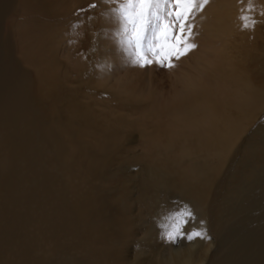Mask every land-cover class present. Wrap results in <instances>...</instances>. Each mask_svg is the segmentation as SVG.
I'll use <instances>...</instances> for the list:
<instances>
[{
	"label": "bare ground",
	"instance_id": "bare-ground-1",
	"mask_svg": "<svg viewBox=\"0 0 264 264\" xmlns=\"http://www.w3.org/2000/svg\"><path fill=\"white\" fill-rule=\"evenodd\" d=\"M61 3L0 0V264H149L140 256L123 257L127 240L103 194L110 183L104 172L122 163L125 156L117 153L131 127L141 131L144 146L133 159L147 160L135 181L138 207L143 203L146 212L162 216L165 196L159 191L171 188L182 209L193 211L192 226L212 235L199 253L193 246L177 248L159 264L208 262L210 246L219 240L220 203L235 187L230 189L239 144L264 117V87L252 78L253 68L264 73L256 45L264 0L209 1L201 10L203 46L193 70L180 73L167 95L146 88L135 70L108 79L119 73L121 52L119 32L109 27L98 33L103 52L90 74L103 91L85 84L80 100L60 93L57 56L66 36L52 22ZM117 14L109 16L113 25L121 19ZM82 72L88 76L87 69ZM95 94L101 97L91 105Z\"/></svg>",
	"mask_w": 264,
	"mask_h": 264
},
{
	"label": "rangeland",
	"instance_id": "rangeland-1",
	"mask_svg": "<svg viewBox=\"0 0 264 264\" xmlns=\"http://www.w3.org/2000/svg\"><path fill=\"white\" fill-rule=\"evenodd\" d=\"M58 1H60V3L62 2L61 8L59 9L60 15L56 16L58 19L53 18L54 22H51L52 24L61 27L66 36L64 37L62 49H60L57 58L61 65H59L60 81H62L60 84V93L66 96L69 95L68 97L74 95L73 98L79 100L82 99L81 95L84 92L83 88L85 84H89V89H95L98 94H101L103 91L101 87L96 85L98 78L95 79V75L90 74H95L103 52L101 46L102 40L98 33L108 31L109 27H116L119 32L117 35L119 42H117V47L121 52L118 63L120 68L118 70L116 68L119 73L115 76L112 75L115 72H111L108 79H117L119 78V75L122 76L124 71L135 70L142 84H144L146 88H149L148 85L150 84L153 91L158 92H156L157 94L161 93L167 95L171 90V83L177 78V76H180V73H184V70H193L190 66L193 64V57L200 53V48L203 46L200 31L202 30L204 22L206 23V19L202 17V12L199 11L194 15L191 21L194 26L192 42L197 44L195 50L179 61L174 60L173 63L175 67L171 69L168 67H161L156 63L140 67L138 64L133 63V60L135 59V45H130L128 43L127 38L130 36V33L125 32V20L120 12L121 6L125 4L127 0H79V2L75 0H56V2ZM90 5H96V7L93 8L90 7ZM113 12L116 14L118 13V17L121 18L118 19L116 25L109 22V16ZM199 19L201 20L199 21ZM259 27L262 29L263 34L259 32L261 39H257L256 45L259 46L258 49L261 48L258 51L261 56L264 55V17L259 21ZM147 35H150V32L146 33V36ZM263 57L264 56H261L262 62H259V65L264 64ZM82 68L87 69V77L84 76ZM88 68H90L89 71ZM30 72L35 79L33 72ZM252 78L256 84L264 87V73L256 71L255 68H253ZM100 97L101 96L95 94V97H93V99L91 98L92 100L90 99L91 105H94V102L96 103ZM62 116L66 119L69 114L63 113ZM259 118L250 125L254 130L256 129L254 134L248 129L247 134H245V137L242 140V146L239 144L240 161L237 165V172L233 174L230 189L234 186L235 187L233 188V191H229L226 201L221 202L223 205L220 203L222 211V213H220V218L222 220L219 219L220 223L215 229L216 233H218L219 240H215L214 238L215 242L210 246V252L208 253L209 258H206L205 260L208 262H203L201 264H218L217 260L219 261L220 259L224 261L223 264H264V117ZM114 123L115 121H112V124ZM125 133L124 143L120 146L117 153L118 155L120 154V156L123 154L125 158L122 159V163L119 165H114L113 168H107L105 170V176L110 183L107 184L105 188L106 190L103 193L106 195L107 199V211L114 219L113 224L116 227H120V230H123L120 232L127 240L123 257L132 260L134 257L140 256L144 262L149 261V264H159V260L162 256H169L171 251L177 248L180 249L193 246L195 247L196 252L199 253L203 244L209 241L212 238V235H210L211 237L209 235L205 236L207 234H203L199 227L192 226L194 217L188 221L184 230L186 233L200 232L202 233V236L196 237L191 241L188 240L186 236H181L177 238L175 242L169 241L166 237V230L163 225L169 224L170 221L167 222V220L165 221L163 219L168 217V213H171L169 214L170 216L183 210L182 208L185 206L182 205V200L179 199L174 190L169 188L166 191H159L161 195L163 193L166 197L160 196L161 202L165 206V213L162 216L151 215L146 212L147 209L143 203L140 208L138 207L134 193L137 194L139 189L137 188L138 186L135 181H139V177L137 176L140 171L139 167L142 164H145L147 160L136 161L134 160L135 158L133 159L135 154L137 152L139 153L141 149L144 148L143 139L139 136L141 131L138 128L131 127L127 128ZM145 156H147V154H144V157ZM133 160L134 162H132ZM128 165L131 167L130 171L132 174L127 173L129 171L127 169V167H129ZM135 169L137 173L134 171ZM244 183L248 186H242ZM234 189H236V191ZM139 193H141V191H139ZM236 199H238L239 202ZM235 200L237 204L235 203ZM152 229L155 230L151 234L146 235L148 230L151 231ZM144 236L148 239H145ZM220 239L223 240V248L222 250H219L221 251L219 253L217 246L220 245ZM232 244L233 250L230 249ZM241 244L244 245L241 246ZM128 262L125 260L122 264H128Z\"/></svg>",
	"mask_w": 264,
	"mask_h": 264
},
{
	"label": "snow or ice",
	"instance_id": "snow-or-ice-1",
	"mask_svg": "<svg viewBox=\"0 0 264 264\" xmlns=\"http://www.w3.org/2000/svg\"><path fill=\"white\" fill-rule=\"evenodd\" d=\"M209 0H127L120 8L125 20V32L130 33L128 43L135 45L133 63L140 67L156 63L169 69L197 48L192 42L194 26L192 19ZM96 7V5H90ZM244 27H250L248 18L241 17ZM254 23V22H253ZM150 35L146 36V33ZM188 207L167 217L169 224L163 225L169 241L181 236L188 240L202 236L200 232H185V225L193 218Z\"/></svg>",
	"mask_w": 264,
	"mask_h": 264
}]
</instances>
